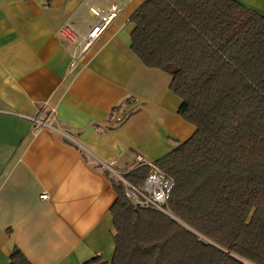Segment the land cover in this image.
I'll list each match as a JSON object with an SVG mask.
<instances>
[{"label": "crops", "instance_id": "0c3cea01", "mask_svg": "<svg viewBox=\"0 0 264 264\" xmlns=\"http://www.w3.org/2000/svg\"><path fill=\"white\" fill-rule=\"evenodd\" d=\"M144 1L124 2L80 52L60 26L86 34L89 8L119 0H0V264L14 250L30 264H110L111 180L193 134L170 77L130 49ZM233 1L264 15V0Z\"/></svg>", "mask_w": 264, "mask_h": 264}, {"label": "trees", "instance_id": "16d2710c", "mask_svg": "<svg viewBox=\"0 0 264 264\" xmlns=\"http://www.w3.org/2000/svg\"><path fill=\"white\" fill-rule=\"evenodd\" d=\"M129 22L131 51L170 77L194 132L154 162L185 227L134 207L111 180L110 264H264V15L233 0H146ZM148 170L122 179L139 185ZM9 264L30 263L14 250Z\"/></svg>", "mask_w": 264, "mask_h": 264}, {"label": "built area", "instance_id": "2783aa9c", "mask_svg": "<svg viewBox=\"0 0 264 264\" xmlns=\"http://www.w3.org/2000/svg\"><path fill=\"white\" fill-rule=\"evenodd\" d=\"M126 1L128 0L108 3L103 8L90 7L89 10L96 18V23L90 27L86 34L79 33L70 23L65 22L59 28V35L65 42L74 44L80 52L86 51L117 17L121 11L122 4ZM33 121L39 126H50L45 121L38 122L36 119ZM148 168L149 170L144 180L139 185H132L119 178L123 184V195L134 207L151 209L169 215L167 200L171 193L173 182L155 164H148ZM41 198H46V196L42 195Z\"/></svg>", "mask_w": 264, "mask_h": 264}, {"label": "rangeland", "instance_id": "374dc122", "mask_svg": "<svg viewBox=\"0 0 264 264\" xmlns=\"http://www.w3.org/2000/svg\"><path fill=\"white\" fill-rule=\"evenodd\" d=\"M153 164H154V163H153ZM146 165H148V164H146ZM124 176H125V175H123L122 177H124ZM120 177H121V176H120ZM113 178H114V177H113ZM114 179H118V178H114ZM166 215H167V214H166ZM168 216H169L171 219H173V220L175 219V217L172 216L171 214H169ZM179 222H180V221H179ZM179 224H180V223H179ZM181 224H182V223H181Z\"/></svg>", "mask_w": 264, "mask_h": 264}, {"label": "water", "instance_id": "95a60500", "mask_svg": "<svg viewBox=\"0 0 264 264\" xmlns=\"http://www.w3.org/2000/svg\"><path fill=\"white\" fill-rule=\"evenodd\" d=\"M174 220L181 224V222H179L176 218ZM181 225L185 227V225H183V224H181Z\"/></svg>", "mask_w": 264, "mask_h": 264}]
</instances>
